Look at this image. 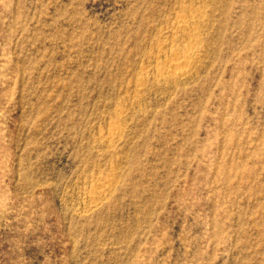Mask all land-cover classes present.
<instances>
[{
  "label": "rangeland",
  "instance_id": "obj_1",
  "mask_svg": "<svg viewBox=\"0 0 264 264\" xmlns=\"http://www.w3.org/2000/svg\"><path fill=\"white\" fill-rule=\"evenodd\" d=\"M0 264H264V0H0Z\"/></svg>",
  "mask_w": 264,
  "mask_h": 264
},
{
  "label": "bare ground",
  "instance_id": "obj_2",
  "mask_svg": "<svg viewBox=\"0 0 264 264\" xmlns=\"http://www.w3.org/2000/svg\"><path fill=\"white\" fill-rule=\"evenodd\" d=\"M187 54H188V53H187ZM180 55H181V54H180ZM176 56L178 57V54H177ZM172 58H173V57L171 56L170 59H172ZM181 58H182V57H181ZM183 58H184L186 61L189 60V56H188V55L186 56V54H183ZM175 60H177V59L175 58ZM180 60H182V59H180ZM189 61H190V60H189ZM183 62H184V61H183ZM175 64H176V63H175ZM177 64H178V62H177ZM171 66H172V65H171ZM179 67H180V66H179ZM179 67H177V68L175 67V70L180 69ZM182 68H183V67H182ZM182 68H181V69H182ZM175 70H174V71H175ZM182 70H183V69H182ZM161 71H163V70H161ZM170 72H172V70H171ZM164 73H166V72H164ZM173 73H174V72H173ZM178 73H179V72H178ZM183 73H184V72H183ZM183 73H182V74H183ZM157 74H159V72H158ZM162 74H163V73H162ZM160 75H161V74H160ZM158 76H159V75H158ZM172 76H173V75H172ZM112 130H113V129H112ZM115 132H116V131H115ZM113 133H114V132H113ZM109 135H110V133H109ZM109 135H108V136H109ZM106 136H107V135H106ZM110 137H111V135H110ZM105 138H106V137H105ZM107 139H108V138H107ZM109 139H110V138H109ZM96 192H97V191H96ZM90 193H91V192H90ZM92 193H93V192H92ZM97 193H99V192H97ZM101 193H103V192H101ZM92 195H93V194H92ZM93 196H94V195H93ZM97 196H98V195H97ZM102 197H103V196H102ZM93 198H94V197H93ZM99 198H100V197H99ZM103 198H104V197H103Z\"/></svg>",
  "mask_w": 264,
  "mask_h": 264
}]
</instances>
